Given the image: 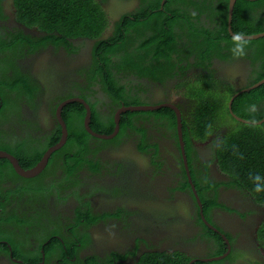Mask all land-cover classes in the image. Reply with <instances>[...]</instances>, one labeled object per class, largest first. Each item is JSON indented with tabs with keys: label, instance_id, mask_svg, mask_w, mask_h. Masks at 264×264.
Wrapping results in <instances>:
<instances>
[{
	"label": "flooded vegetation",
	"instance_id": "1",
	"mask_svg": "<svg viewBox=\"0 0 264 264\" xmlns=\"http://www.w3.org/2000/svg\"><path fill=\"white\" fill-rule=\"evenodd\" d=\"M96 1L102 11L108 13L105 16L107 25L97 38L59 35L56 41H44L42 38L46 39L49 33L28 18L32 12L30 9L19 10L15 0H0V153L12 157L23 170L24 167H34L38 161L26 159L23 140L41 144L42 158L56 144L51 142L56 139L58 129L60 137L57 142L62 136L56 111L65 101L72 102L62 108V119L65 112L72 125L75 128L82 126L87 134L84 118L88 111L91 114L89 127L92 132L98 133L105 130L111 121L116 124L115 116L123 107L139 106L141 110L134 114L131 111L120 114L126 119L128 133L132 128L139 130L141 127L136 137L130 140L124 138L119 144L115 141L111 147H99L96 143L91 145V160L98 162L99 166L93 165V173L86 168L78 172L84 196H69L57 204V210L52 209L53 214L62 213V216L73 218L75 207L89 203V207L82 208L90 209L93 214H108L107 219L98 221L92 227V241L81 254L98 253L104 259H114L112 252L130 249L126 260L120 261L134 263L144 252H171V248H179L190 258L188 261L205 264L264 263L263 249L257 247L260 252H255V247L261 244L258 234L264 224V202L262 198L256 201L250 192L232 184L228 174L220 170L225 162L217 155L224 135L238 128V121L230 112L239 117L233 111L239 108L238 112L253 118L255 115L251 113L259 110L260 106L264 108V82L254 87L264 81V42L247 44L244 52L231 46L224 47L225 25L227 34L232 37L228 30L229 0H187L192 6L191 13L178 18L171 16V36L168 33L163 35L160 43L165 49L164 56L169 55V61L163 59L164 56H157L154 51L156 44L144 50L145 55H134L139 44L152 37L156 29L159 30L160 23L147 28L143 36L137 38L138 35H133L127 46L112 54L109 46L119 38L113 35L116 21L122 13L140 8L141 3L129 0L132 3L130 10L128 0ZM245 1L235 0L232 15L236 5ZM256 3L260 6L252 13L247 14L241 8V16L248 21L247 27H241L243 31H253L248 28L256 24L264 29V2ZM144 5L152 6L149 0H145ZM126 6L127 9H124ZM145 12H150V9L146 8ZM128 18L134 21L132 17ZM230 29L237 34L232 27ZM192 37L193 40L190 39ZM195 41L200 42L198 50L203 51L205 56L202 63L194 62ZM101 54L105 55L102 59ZM196 74H204L206 78L201 76V80L195 77ZM192 76L197 79V85L200 84V90L212 97L216 104L221 102L218 108L222 105L229 113L221 112L222 116L210 124L203 139H189L195 129L190 127L191 121H194L190 102L199 101L200 96L188 97L186 90L179 87L186 85ZM102 77L106 78L105 84L101 82ZM108 81L110 86H106ZM16 82L18 84L14 86ZM228 86H233L234 92L224 98L223 91ZM250 91L256 96L255 100L258 99L257 104H234L236 98ZM236 93L239 95L229 107ZM208 95L202 97L206 99ZM159 105H171L179 110L181 133L185 130L188 134V154L194 173L197 169L205 171L201 164L206 163L208 178L219 183V186L209 187L206 191L207 195L217 193L216 202L219 204L209 209V221L203 214V205L190 178L183 138L179 140L177 133L175 112L169 107H162L172 111L177 136L171 130L168 115L156 116L154 111L150 112L152 114L147 112ZM205 115L206 112L201 114L202 117ZM67 138L66 135V143ZM145 140L153 146L142 144ZM180 143H183V151ZM140 144L150 153L143 152ZM127 147L133 153L126 150ZM231 157L241 158L240 154L235 155V151H232ZM59 159V164L63 163V157ZM20 161L25 166L20 165ZM155 162L158 164L153 165ZM59 164L51 165L52 173L42 179L49 180L59 174L62 169ZM46 169L47 166L41 172L43 175ZM41 173L32 178L20 176L10 160L0 156V194L5 195L0 197V213L9 212L19 217L32 203L43 204L38 192L34 191L37 193L35 197L38 196L37 203L33 198H27L31 193L28 182ZM16 175L20 179L13 180ZM195 175L203 193L201 187L207 186V183L203 175ZM185 180L190 186L183 189ZM33 186L36 190L37 184ZM74 189L77 190V187L74 186ZM56 199V192L48 196L50 204ZM117 208H121V217L112 216ZM130 211L137 213L127 218ZM0 227L11 231L14 240L27 242L29 238L28 232L27 235L19 233L14 226L1 223V220ZM36 256L31 257L33 264H46L43 255L42 260L37 258L38 262ZM0 262L24 264L22 260L1 255ZM56 264L62 263L58 261Z\"/></svg>",
	"mask_w": 264,
	"mask_h": 264
},
{
	"label": "trees",
	"instance_id": "2",
	"mask_svg": "<svg viewBox=\"0 0 264 264\" xmlns=\"http://www.w3.org/2000/svg\"><path fill=\"white\" fill-rule=\"evenodd\" d=\"M139 1L141 3L140 8H135L134 10H131L132 3L130 1L127 2L128 8L131 11L122 13L119 17V21H116L117 23L114 27L113 35L114 37L119 38L114 45L109 46L112 48L111 52L113 54L120 51L122 47L127 46L128 42L133 38V35H138L137 38L139 36H143L147 28H150L154 24L159 25L160 23L159 30L156 29L152 37L145 38L137 47L136 54L134 55L141 57L145 55V53H143L144 50H146L149 46L156 44L154 51H156L157 56H164L165 49L160 43L164 39L163 35L168 33V35L171 36V33H169L171 31V16L173 18H178L181 15L190 14L192 6H189L187 0H164L163 5H161L163 0H149L152 6H142L145 0ZM256 2H264V0H256ZM256 2L247 0L241 3V5L239 3L236 5L235 11L232 15L231 27L232 30H235L237 35H251L252 33L254 34L259 31H261L259 33L264 32V29H260L259 24L248 28L253 31H243V29H241V27H247L248 25V21L241 16L243 14L242 10H245L247 14L254 12L255 8L260 6ZM15 6L19 10L21 8H27L32 11L28 15V18L34 22L36 21L40 28L47 30L49 33V36L46 39L42 38L44 41H56L58 40L59 35H65L67 37L84 35L87 37L92 36L97 38L99 33L103 31L107 25L105 16H108V13L107 11H102L96 0H15ZM146 8L150 9V12H145ZM124 9H127V6ZM198 13H201V11L198 10ZM127 16L132 17L134 21ZM254 27H257L258 29L254 30ZM224 32L226 33L223 36L226 37L224 47L231 46L234 49H237V45L239 44L242 49H237L239 52H244L247 44L253 45L255 41L264 42V38L253 41L236 40L227 34L226 25L224 27ZM190 39L193 40L194 37ZM195 42L196 43H193L196 48L193 50V53L196 54L194 62L202 63L205 56L203 51L198 50L200 48L198 43L200 42ZM171 53L174 52L171 51ZM101 56V59L105 57L104 54H101ZM124 58L126 59V57ZM164 58L169 61V55H165L163 59ZM201 76L206 78L204 74L195 75V77H200L202 80ZM195 77H189V81L186 85L179 86L181 89L184 88L186 90L188 97L198 95L197 93H193V95L190 93L191 87H194L197 90V79ZM101 79V82L105 84L106 78L102 77ZM17 84L18 82L14 83V86ZM110 84V81H108L106 86H110ZM200 91L201 94H199V101L193 100L190 102V109L192 115L194 116V121H191L190 127L195 128L194 130L197 131L196 133L191 131L189 139L191 137L203 139V137L207 134L206 131L207 128L210 127V124L216 122L217 119H219V116H222L221 112L226 115L229 114L226 107L223 108L224 106L221 105V107L218 108V104H221V102L216 104L213 101V98L205 91ZM107 92L109 93L108 90ZM233 92V86L230 88L228 86L224 88L223 95L227 97ZM202 95H208V98L205 99ZM255 99L256 96L253 95V91H250L243 93L236 98L234 104L242 103L249 105L253 102L252 104L255 105L258 103V99ZM160 109L161 110H153V113H155L156 116L168 115L171 119V130L173 131L174 136H177L175 130V117L172 111L168 109ZM237 110H239V108H234L233 111H235L240 118L245 120L258 122L264 117V108L261 106L259 110L250 114L255 115L253 118L246 117L247 113L243 114ZM147 112L148 114H152L150 113L151 111ZM204 112H206L207 115L202 117L201 114ZM132 113L134 114V112ZM129 115L131 116V114ZM62 116L67 127L68 143H66L65 148L55 152L51 156L48 161L46 169L47 172L45 175L41 173V175L28 182V185L30 186L28 188H31V193L27 196V198H33L35 203H37L38 196L35 197L37 193H34V191L38 192L39 195H41L40 197L43 204L32 203L27 210L21 213L19 217H14L13 214L9 212L0 213L1 223L5 222L6 224L14 226L19 233H25V235H27L28 232L29 238L26 240L27 242L24 240V242L14 240L12 232L6 227H3L0 229V255L5 256L6 258L11 256L13 259L22 260L24 264H33L31 257L36 254V262H38L37 258L39 261L42 260L41 255L43 254L46 264H48V262L51 263V261H54L55 263H58L59 261L62 264H205L201 261H197L195 263V260L188 261L190 258L187 257V254L182 252L179 248H171V252H144L136 261H134V263H129V261H120V259L126 260L127 256L131 253L130 249H125L121 252H112L114 259L109 257L108 259H104L98 253H94L92 255L81 254L82 250L90 245V242L92 241V227L97 224L98 221L107 219L109 217L108 214H93L90 209L82 208L89 207V203L75 207V209H73L75 217L73 218H69L64 215L62 216V213L53 214L52 209H56L55 207L57 204L62 203L63 199L65 200L69 196H73L74 198L84 196L80 189L82 179L78 178V172L83 168H86L89 172L93 173L95 172L93 165H96L97 167L99 166L98 162L94 163L93 160H91V145H95L96 143L99 147H105L107 145H114L112 143H115V141L117 142L115 144H119L120 142L122 143L124 138L127 140L134 139L138 132H140L141 127L139 130L132 128L131 132L128 133L126 131L127 128L125 127V124L127 123L126 119L121 115L119 130L115 137L110 141L92 137L85 132L82 126L75 128L71 123L70 117L65 112H63ZM236 123L238 128L233 129V133L232 131H229V133L224 135V139L221 140L217 155L219 158L223 159V162L225 163L222 162L223 164L220 166V170L228 174L232 184L250 192V194L256 198V201L260 200V198L264 199V191H255L256 184H260L264 187V123L261 125H245L238 122ZM114 126V122L111 121L105 130L101 132H98L95 128H93V130L98 133H102L101 135H107L114 130ZM59 137L60 130L58 129L56 139L51 142V144L57 143ZM182 138L186 160L189 166L190 178L203 205V214L207 221H209L210 219L207 217L209 209L214 206H218L219 204L216 202L217 193L207 195L206 191L209 187L215 188L216 186H219V183H216L208 178V166L206 163L201 164V168L205 169V171L197 169L195 172L199 176L203 175V180L207 183V186L203 185L201 187L203 192L201 193L195 180L196 175L194 173V169L190 164V156L188 154V134L185 130L182 132ZM35 144L36 143L34 141L28 140H23L22 143L25 147L26 159H30L32 162L40 161L42 154L41 144ZM142 144L153 146L148 143L147 140H145ZM140 149H143V152L146 151L150 153V151H147L145 147H141ZM232 151H235V155L240 154L241 158L231 157ZM61 157H63L64 160L63 163L59 164V158ZM19 164L25 166L23 161H20ZM58 164L62 168L59 174L49 180L42 179L52 173L51 165L56 166ZM153 164L157 165L158 163L155 162ZM26 168L28 167H24V169ZM257 176L259 177V180L256 179ZM12 179L17 180L20 179V177L16 175ZM33 184H37L36 190ZM74 186L77 187V190L74 189ZM189 186L190 184L187 180H185L183 189H186ZM53 192L57 193V199L53 201V204H50L48 196ZM2 196L5 195L0 194V197ZM53 196H55V194ZM262 199L261 201L264 202ZM120 209L121 208H117L114 210L112 216L121 217ZM136 213L137 211H130L127 218ZM195 223L197 224V220ZM261 227L263 228L258 234V239L261 244L255 247V252L258 253L260 250H258L257 247H261L264 251V224ZM36 244L39 245L37 248L34 246ZM152 248H154V246H152ZM41 250L43 253L40 252ZM58 258L60 260H58ZM8 261L12 262V260ZM2 263L3 262H0V264Z\"/></svg>",
	"mask_w": 264,
	"mask_h": 264
},
{
	"label": "water",
	"instance_id": "3",
	"mask_svg": "<svg viewBox=\"0 0 264 264\" xmlns=\"http://www.w3.org/2000/svg\"><path fill=\"white\" fill-rule=\"evenodd\" d=\"M229 18H228V30L231 34V36L235 39V37L239 36L240 39H236V40H245V41H248V40H257L258 38H264V32L262 33H259V34H253V35H237V34H234L231 32V20H232V9H233V5H234V2L235 0H229ZM164 3V0L161 2V5H163ZM264 81H260L258 82L257 84L254 85V87L258 86L259 84H262ZM253 87V88H254ZM249 89H252L249 88ZM245 90L241 91V92H244ZM239 95V93H236L232 96L231 98V101L229 102V107L230 105L232 104L233 100ZM75 101H77L75 99ZM69 102H72L70 100L68 101H65L63 102L61 105L58 106V109L56 111V118H57V121H58V124L59 126L61 127V133H62V136L60 138V140L55 144L53 145L52 147H50L47 152L42 156L41 160L37 163V165L28 170V171H24L19 165L18 163L10 156H7V155H3L0 153V156H6L9 160H10V163L12 164L15 172L20 175V176H23V177H32V176H35L37 173H39L40 171H42L46 165H47V162L51 156V154L53 152H55L56 150H59L60 148H62L64 145H65V139H66V135H67V130H66V125L61 117V110L62 108ZM82 102V101H81ZM160 106V105H159ZM162 106H166V107H169L171 109H173V111L175 112L176 114V125H177V130H178V136H179V140L181 139V118H180V113H179V110L174 107V106H171V105H162ZM141 108L140 107H137V106H130V107H123L117 114H116V124L118 123V119H119V116L121 113L123 112H126V111H131V112H138L140 111ZM231 116L238 122L240 123H245V124H251V122L247 121V120H244V119H241L239 117H237L234 113L230 112ZM90 112L88 111L85 118H84V127L86 129V131L89 133V135H91L92 137H97V138H100V139H110L112 138L113 136L116 135L117 133V130H118V126L115 127L113 133L111 135H101V134H98V133H94L92 132V130L90 129L89 127V124H90ZM264 122V118L258 122L257 124H261ZM181 145V143H180Z\"/></svg>",
	"mask_w": 264,
	"mask_h": 264
},
{
	"label": "clouds",
	"instance_id": "4",
	"mask_svg": "<svg viewBox=\"0 0 264 264\" xmlns=\"http://www.w3.org/2000/svg\"><path fill=\"white\" fill-rule=\"evenodd\" d=\"M235 39H240V37L237 36V37H235ZM237 49H238V50H242V49H241V46H240L239 44L237 45ZM242 119H243V118H242ZM244 120H245V119H244ZM247 121L251 122V124H255V123H256V122H253V121H250V120H247ZM241 124H245V123H241ZM245 125H246V124H245ZM177 133H178V132H177ZM181 137H182V133H181ZM180 140H181V139H180ZM65 145H66V144H65ZM64 147H65V146H63V147L60 148L59 150L63 149ZM59 150H56L55 152H57V151H59ZM55 152H53L52 155H53ZM52 155H51V156H52ZM182 157H183V155H182ZM50 158H51V157H50ZM48 161H49V160H48ZM38 162H39V161H38ZM47 164H48V162H47ZM36 165H37V164H36ZM36 165H35V166H36ZM35 166H34V167H35ZM46 166H47V165H46ZM31 167H32V166H30V167L24 169V171H28L27 169L30 170V169L34 168V167L31 168ZM45 168H46V167H45ZM45 168H44V169H45ZM44 169H43V170H44ZM43 170H42V171H43ZM42 171H41V172H42ZM256 179L259 180V177L257 176ZM255 191H256V192L264 191V187H262L260 184H256V185H255Z\"/></svg>",
	"mask_w": 264,
	"mask_h": 264
},
{
	"label": "bare ground",
	"instance_id": "5",
	"mask_svg": "<svg viewBox=\"0 0 264 264\" xmlns=\"http://www.w3.org/2000/svg\"><path fill=\"white\" fill-rule=\"evenodd\" d=\"M137 107H139V106H137ZM162 107H166V106H153L152 109H151L150 111L157 110V109H160V108H162ZM170 109H171V108H170ZM123 113H125V112H123ZM120 117H121V116H119V119H118V123H117V124H115V122H114V124H115L114 129H115L116 126H118V130H119V121H120ZM180 129H181V127H180ZM118 130H117V132H118ZM113 131H114V130H113ZM112 133H113V132H112ZM113 137H114V136H113ZM113 137H112V138H113ZM112 138H110V139H112ZM129 139H130V138H129ZM104 140H109V139H104ZM140 145H141V147H143L142 144H140ZM181 149H182V151H183V143L181 144ZM147 151H148V150H147ZM184 159H185V156H184ZM153 165H155V164H153ZM40 173H41V171H40L39 173H37L36 175H38V174H40ZM36 175H35V176H36ZM32 177H34V176H32ZM32 177H28V178H32ZM34 246L37 248L39 245L36 244V245H34ZM40 252L43 253L42 250H41ZM42 255H43V254H42ZM43 257H44V255H43ZM44 260H45V257H44ZM195 262H197V261H194V263H195ZM48 264H56V263H55V262H51V263L48 262Z\"/></svg>",
	"mask_w": 264,
	"mask_h": 264
},
{
	"label": "rangeland",
	"instance_id": "6",
	"mask_svg": "<svg viewBox=\"0 0 264 264\" xmlns=\"http://www.w3.org/2000/svg\"><path fill=\"white\" fill-rule=\"evenodd\" d=\"M259 43H262V41H255L253 44H259ZM234 50H237V49L235 48ZM237 51H238V50H237ZM190 93H191V95H193V93L201 94V91H200V84L197 85V90H196L194 87H191V88H190ZM193 96H194V95H193ZM224 98H225V96H224ZM224 98H223V99H224ZM196 131H197V130H194L193 132L196 133ZM126 150H130V152L133 153V151H132L129 147H127ZM123 151H124V150H123ZM143 162H144V158H143ZM16 231H18V230H16Z\"/></svg>",
	"mask_w": 264,
	"mask_h": 264
}]
</instances>
